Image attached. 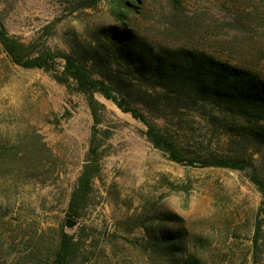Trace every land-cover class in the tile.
Instances as JSON below:
<instances>
[{"label": "rangeland", "instance_id": "1", "mask_svg": "<svg viewBox=\"0 0 264 264\" xmlns=\"http://www.w3.org/2000/svg\"><path fill=\"white\" fill-rule=\"evenodd\" d=\"M0 20L38 53L90 56L107 46L101 31L113 27L155 48L204 51L264 81L261 0H0ZM63 64L25 68L0 44V264H52L62 232L72 242L66 264H183L190 255L198 264H264V193L250 168L174 162L141 121L99 93L96 125ZM91 64L94 74L102 70ZM126 69L116 90L131 92V104L159 127L175 130L177 121L151 112H180L182 125L212 140L213 151L252 158L264 178L263 146L198 116L220 108L160 97L151 109L141 101L147 86ZM95 128L99 168L73 215Z\"/></svg>", "mask_w": 264, "mask_h": 264}, {"label": "trees", "instance_id": "2", "mask_svg": "<svg viewBox=\"0 0 264 264\" xmlns=\"http://www.w3.org/2000/svg\"><path fill=\"white\" fill-rule=\"evenodd\" d=\"M119 11L115 12L116 15L120 14ZM101 37L107 41V46H100L90 56L81 55V58L74 53L52 52L49 49L38 53L32 44L9 34L0 20V44L11 62L25 68L48 70L55 59L63 60L64 76L72 79L77 89L86 95L96 125L100 123V114L95 94L99 93L120 110L141 121L146 127L147 139L154 147L167 153L170 160L194 165L199 158L201 166L238 170L250 168L251 181L264 193V178L258 173L252 158L217 154L212 149V140L198 134L196 128L182 125L180 112H151L165 123L177 121L175 130L166 126L162 129L146 112L131 104L127 98L131 92L123 95L114 86L121 67H127L126 71L137 82L147 86L141 101L151 109L156 107L160 97L185 103H213L223 112H198L207 125L226 128L231 131V138H249L255 145L264 147V81L255 72L215 59L204 51L180 46L155 48L124 29H104ZM88 61L102 70L94 74ZM156 87H160V91H156ZM198 116L192 112V121ZM97 132L98 128H95L91 135L90 158L83 166L69 204L73 215L77 214L79 203L87 195L99 168ZM71 245V236L62 232L60 248L52 264H66ZM183 264H198V261L190 255Z\"/></svg>", "mask_w": 264, "mask_h": 264}, {"label": "water", "instance_id": "3", "mask_svg": "<svg viewBox=\"0 0 264 264\" xmlns=\"http://www.w3.org/2000/svg\"><path fill=\"white\" fill-rule=\"evenodd\" d=\"M74 225H75V222H73V221H67L66 222V226H68V227H72Z\"/></svg>", "mask_w": 264, "mask_h": 264}]
</instances>
